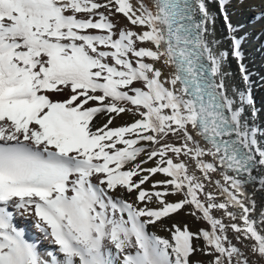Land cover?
<instances>
[{"label": "snow or ice", "instance_id": "1", "mask_svg": "<svg viewBox=\"0 0 264 264\" xmlns=\"http://www.w3.org/2000/svg\"><path fill=\"white\" fill-rule=\"evenodd\" d=\"M210 2L0 0V264L264 262V110Z\"/></svg>", "mask_w": 264, "mask_h": 264}, {"label": "bare ground", "instance_id": "2", "mask_svg": "<svg viewBox=\"0 0 264 264\" xmlns=\"http://www.w3.org/2000/svg\"><path fill=\"white\" fill-rule=\"evenodd\" d=\"M209 7L210 10H212L216 15V37L220 40V44L218 45V47L222 51L229 52V58L226 62L225 67L232 75L233 82L235 84H241L242 86L238 63L231 56V42L226 38L228 36V31L226 24L224 23L222 18L223 14L217 7V0H211ZM227 11L230 17V22L235 28L238 29V34L244 37L242 50L245 54L244 63L252 74V78L254 81L252 89L253 98L257 108L264 110V19H262L261 16L259 17V19L255 17L256 14L264 13V4L261 3V0H248V4L242 7L238 3V0H230V6L227 8ZM125 23H127V21L121 16L120 24L123 25ZM98 118H100L99 120H101L99 122V125L104 123L105 118ZM133 119V116L125 113L122 116L116 118V120L114 121V125L121 126L126 123H131ZM260 122H264V112H262L261 115L257 118V123ZM147 166L152 165L151 163H149V165ZM156 178L162 179L163 176L158 174ZM169 199H175V197H169ZM257 200L259 203L260 198L257 197ZM171 221L179 222L180 224L193 225L195 228L207 227L206 224L196 221L191 216H187L183 213L174 215L171 218ZM17 223L18 225L27 226V234L32 240L38 241L39 251L44 253L46 250H51V246L48 244L47 240L43 238V235L39 233V231L34 226H32L30 220L25 221L21 218L19 221H17ZM157 225L150 226V231L155 232V228ZM262 264H264V262H262Z\"/></svg>", "mask_w": 264, "mask_h": 264}, {"label": "rangeland", "instance_id": "3", "mask_svg": "<svg viewBox=\"0 0 264 264\" xmlns=\"http://www.w3.org/2000/svg\"><path fill=\"white\" fill-rule=\"evenodd\" d=\"M261 16V14H256L255 15V17L257 18V19H259V17ZM100 118H97L96 119V121H94L98 126H99V122L101 121V120H99ZM114 126H116V125H114ZM132 199L134 198L135 199V195H133L132 197H131ZM133 199V200H134ZM169 225H168V224ZM172 223H179V222H173V221H171V219L169 220V219H165L164 220V224H163V222H162V224H163V227L161 226V223H158L159 225H157L156 226V234H158V235H161V236H165V237H167L168 236V233H167V231H165L163 228H166V227H168V226H170ZM180 224V223H179ZM181 225H183V224H181ZM188 226H189V228H190V230H192L193 232H195L197 229H199V228H195L193 225H189V224H187ZM157 230H158V233H157ZM160 231V232H159ZM199 259H206V257H203V256H200V257H198Z\"/></svg>", "mask_w": 264, "mask_h": 264}]
</instances>
